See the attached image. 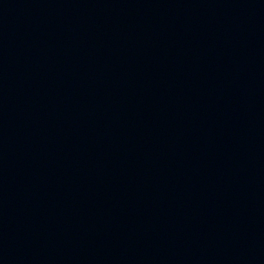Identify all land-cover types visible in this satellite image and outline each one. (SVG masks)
Returning a JSON list of instances; mask_svg holds the SVG:
<instances>
[{"label":"water","instance_id":"obj_1","mask_svg":"<svg viewBox=\"0 0 264 264\" xmlns=\"http://www.w3.org/2000/svg\"><path fill=\"white\" fill-rule=\"evenodd\" d=\"M0 264H264V0H0Z\"/></svg>","mask_w":264,"mask_h":264}]
</instances>
